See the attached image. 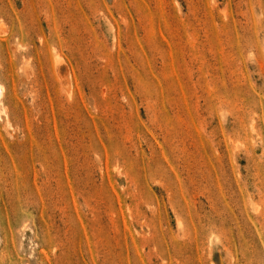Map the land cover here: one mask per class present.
I'll use <instances>...</instances> for the list:
<instances>
[{
  "label": "rangeland",
  "instance_id": "obj_1",
  "mask_svg": "<svg viewBox=\"0 0 264 264\" xmlns=\"http://www.w3.org/2000/svg\"><path fill=\"white\" fill-rule=\"evenodd\" d=\"M0 85V264H264V0H0Z\"/></svg>",
  "mask_w": 264,
  "mask_h": 264
},
{
  "label": "bare ground",
  "instance_id": "obj_2",
  "mask_svg": "<svg viewBox=\"0 0 264 264\" xmlns=\"http://www.w3.org/2000/svg\"><path fill=\"white\" fill-rule=\"evenodd\" d=\"M0 86H1V85H0ZM1 88H2V87H0V91H1ZM2 90H3V89H2ZM1 92H2V91H1ZM0 95H1V93H0ZM0 112H1V110H0Z\"/></svg>",
  "mask_w": 264,
  "mask_h": 264
}]
</instances>
